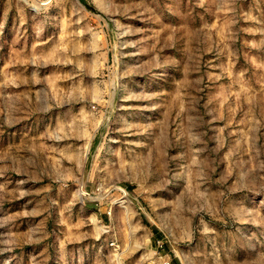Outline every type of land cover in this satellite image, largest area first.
<instances>
[{"label": "rangeland", "instance_id": "1", "mask_svg": "<svg viewBox=\"0 0 264 264\" xmlns=\"http://www.w3.org/2000/svg\"><path fill=\"white\" fill-rule=\"evenodd\" d=\"M0 264H264V0H0Z\"/></svg>", "mask_w": 264, "mask_h": 264}]
</instances>
